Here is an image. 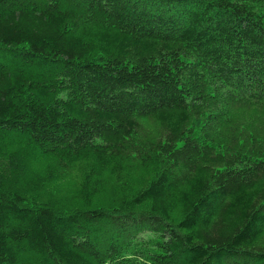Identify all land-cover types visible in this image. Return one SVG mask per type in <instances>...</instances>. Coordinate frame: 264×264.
<instances>
[{"label":"trees","instance_id":"obj_1","mask_svg":"<svg viewBox=\"0 0 264 264\" xmlns=\"http://www.w3.org/2000/svg\"><path fill=\"white\" fill-rule=\"evenodd\" d=\"M0 264H264V0H0Z\"/></svg>","mask_w":264,"mask_h":264}]
</instances>
